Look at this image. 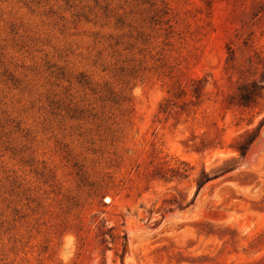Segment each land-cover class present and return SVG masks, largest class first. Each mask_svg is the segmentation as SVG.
Listing matches in <instances>:
<instances>
[{"label":"rangeland","instance_id":"374dc122","mask_svg":"<svg viewBox=\"0 0 264 264\" xmlns=\"http://www.w3.org/2000/svg\"><path fill=\"white\" fill-rule=\"evenodd\" d=\"M254 80L264 0H0V264H264Z\"/></svg>","mask_w":264,"mask_h":264},{"label":"trees","instance_id":"16d2710c","mask_svg":"<svg viewBox=\"0 0 264 264\" xmlns=\"http://www.w3.org/2000/svg\"><path fill=\"white\" fill-rule=\"evenodd\" d=\"M198 83H201V81H197ZM193 96L196 97V99L201 98L202 96V87L200 86L198 89L194 88L192 90ZM264 96V85L262 82L254 80L249 83L242 84L239 87V93H238V104L244 107H249L254 105L258 99L262 98ZM169 108L168 102L167 104L163 103L160 106V109L163 112H167Z\"/></svg>","mask_w":264,"mask_h":264},{"label":"bare ground","instance_id":"6f19581e","mask_svg":"<svg viewBox=\"0 0 264 264\" xmlns=\"http://www.w3.org/2000/svg\"><path fill=\"white\" fill-rule=\"evenodd\" d=\"M259 139V138H258ZM261 139V138H260ZM258 141V140H257ZM262 144L264 145V141L262 140ZM253 147V146H252ZM254 148V147H253ZM252 149V148H251ZM255 149H256V147H255ZM255 149H253V151L255 150ZM250 152V151H249ZM257 152V151H256ZM249 154V153H248ZM247 154V155H248ZM252 156H254V154L252 155ZM251 158V156L249 157V159ZM261 158V157H260ZM264 158V157H263ZM253 159V158H252ZM246 160H248V158L246 159ZM253 163V162H252Z\"/></svg>","mask_w":264,"mask_h":264}]
</instances>
